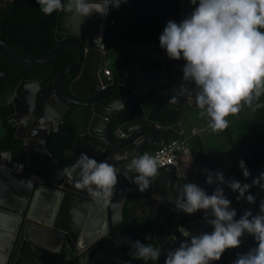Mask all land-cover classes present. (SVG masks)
I'll list each match as a JSON object with an SVG mask.
<instances>
[{
  "label": "water",
  "instance_id": "water-1",
  "mask_svg": "<svg viewBox=\"0 0 264 264\" xmlns=\"http://www.w3.org/2000/svg\"><path fill=\"white\" fill-rule=\"evenodd\" d=\"M4 1L3 8H7L16 0ZM181 2L180 18H165V26L169 20L179 24L196 7L191 0ZM132 3L123 0L119 7L110 6L106 16L94 13L83 23L80 16L59 11V43L40 57L20 56L0 37L1 55L28 67L49 61L67 43L78 49L76 62L46 86L25 79L0 98L1 106L13 109L8 120L16 126L15 136L22 143L19 154L12 148H0V264H122L123 245L133 240V217L137 215L147 214L156 222L159 264H164L167 250L178 247L190 235L213 230L203 210L192 215L174 210L183 183H196L209 195L219 184L206 183L204 169L217 171L214 153L206 148L205 141L186 148L177 165L158 168L145 192L132 183L136 174L127 173L126 165L134 156L149 153L152 146L181 139L186 134L183 120L198 109L194 91L189 94L181 90L185 84L183 59L169 60L166 55L159 66L130 64L117 82L103 73L109 24L124 5ZM75 70L79 74L66 90L64 78ZM4 75L0 69V78ZM185 87L194 90L195 85L188 83ZM67 114L77 137L65 155L76 162L87 154L97 161H107L116 170L117 184L107 197L78 189L77 174L69 177L48 149L49 137L63 131ZM227 198L237 211V219L245 210L258 212V200L255 205L240 207L231 193ZM126 212L130 216L129 230L125 229ZM241 239L239 247L226 250L213 264H232L238 253L257 246L247 233ZM67 240L70 246L65 245Z\"/></svg>",
  "mask_w": 264,
  "mask_h": 264
},
{
  "label": "clouds",
  "instance_id": "clouds-1",
  "mask_svg": "<svg viewBox=\"0 0 264 264\" xmlns=\"http://www.w3.org/2000/svg\"><path fill=\"white\" fill-rule=\"evenodd\" d=\"M15 2L10 6L16 5ZM122 2L36 0L46 16L63 11L80 16L82 23L94 13L106 16L110 6L119 7ZM191 3L198 6L179 24L174 20L167 22L159 36V46L169 60L186 62L182 67L183 81L193 83L195 88L188 89L182 84L181 90L189 94L194 91L199 115L207 117L208 127L213 132H221L228 127L227 117L238 115L242 107H250L254 112L264 108V101L260 99L264 95V0H191ZM184 136L182 138H187ZM238 164L245 178L252 175L245 160L241 159ZM159 166L160 161L155 156L144 153L134 156L126 169L127 173L136 174L132 176V183L145 192ZM204 171L208 185L219 182L213 193L209 195L196 183H183L174 210L189 215L203 210L204 219L213 230L190 235L178 247L167 250L164 264H213L221 260L226 250L239 247L245 233L254 237L257 246L247 253H238L232 264H264V199L260 200L256 214L245 210L237 219V211L230 207L232 201L220 187L226 184L233 193H238L237 201L246 200L255 205L258 193L252 194L250 189L257 187L264 191V172L255 176L251 183H241L235 178L226 179L220 171ZM64 172L69 177L76 173L75 186L93 195L102 193L107 197L117 184L115 168L87 154H82ZM184 235L189 236V233ZM152 239L150 233L145 234V241ZM131 248L134 249L131 255L138 260L147 262L161 257L159 249L140 240L131 242Z\"/></svg>",
  "mask_w": 264,
  "mask_h": 264
},
{
  "label": "trees",
  "instance_id": "trees-1",
  "mask_svg": "<svg viewBox=\"0 0 264 264\" xmlns=\"http://www.w3.org/2000/svg\"><path fill=\"white\" fill-rule=\"evenodd\" d=\"M123 9L125 12L130 13L131 17L121 23V25L117 22V24L109 26V36L106 41L107 58L112 55V49L117 41H122L128 46L134 45L136 41H142L161 49L159 46V36L164 29L161 21L167 17L179 19L183 5L181 0H133L131 5H126ZM58 12L46 16L41 11L40 5L36 3V0H24L14 7L12 12L5 18L3 16L0 17V21L2 20L0 37L20 56L35 58L46 55L59 43L56 39ZM111 36H113V40L110 38ZM121 52L124 58L117 62V72H121L129 64H136V60H139V58L135 59V61L130 60L128 55L129 48L127 46L122 47ZM77 56V47L73 43H67L49 61L28 67L7 60L0 53V69L5 71V75L0 78V98L8 91L17 87L25 79L38 80L43 86H46L63 69L73 65L77 60ZM150 63L152 66H159L161 64V62L155 59H151ZM78 74L79 70H75L65 76L64 87L66 90H68L69 84ZM260 99L264 101V95ZM246 107H242L238 115L229 116L228 119L233 124L237 123V141L239 144H233V148L237 151L234 156L237 157L235 171L237 173L238 170H241L238 162L241 159L245 160L252 175L248 178L242 176V183H251L255 176L260 172H264V129L262 128L264 124V108L255 112L251 108L252 114L246 115L244 112ZM12 110V107L0 105V120L6 130L5 135L0 137V148H12L15 154H19L22 150V143L15 136L16 126L12 125L8 120V116L12 113ZM76 137V129L70 120V115L67 114L63 131L52 134L48 139V149L64 168L76 163L65 155L66 149L73 146ZM157 148L156 146H152L150 149L154 151ZM259 191L260 189L257 187L250 189L252 194H257ZM237 195L238 193H233L237 205L241 207L250 205L246 200L237 201ZM127 218L129 217L127 216ZM133 225L134 237L132 242L140 240L160 250L159 244L154 237L152 218L149 215L134 216ZM125 229H131L130 218L129 224ZM149 233L153 236V239L145 241L144 236ZM133 251L134 249L131 248L130 243L129 248L123 252L122 264H159L160 259H149L147 262L135 259L131 255Z\"/></svg>",
  "mask_w": 264,
  "mask_h": 264
},
{
  "label": "crops",
  "instance_id": "crops-1",
  "mask_svg": "<svg viewBox=\"0 0 264 264\" xmlns=\"http://www.w3.org/2000/svg\"><path fill=\"white\" fill-rule=\"evenodd\" d=\"M4 0H0V5H3ZM126 6V5H124ZM124 6L121 9V12L119 13V15L121 13H128L124 11ZM129 14V18L131 17V14ZM118 15H116L115 17H113V20H115V23L117 24L118 20ZM128 18V19H129ZM127 19V20H128ZM126 21V20H125ZM124 22V21H123ZM122 22V23H123ZM119 25H121V23H119ZM119 28V27H118ZM118 43V42H116ZM124 43V42H123ZM138 43V41L135 42L134 45H136ZM129 46V57L131 61H135V59H137L138 57L140 58L139 61H136L137 65H151L150 60L151 59H155L158 60L159 62H163L165 57H166V52L163 49H158L157 47H155L154 45H148L145 43H141L140 46L136 49L133 50V47ZM121 46L122 44H120V56H114L113 54L107 58V53L108 50L105 46V50H103L105 53L104 59L102 61V70L104 68H110L108 67V64L111 63L113 65L116 66L117 61L120 60V58L123 60V56H122V52H121ZM125 47V46H124ZM114 48H115V44H114ZM136 52L137 55H133V53ZM122 56V57H121ZM130 65V64H129ZM128 66V65H127ZM126 66V67H127ZM126 67H124L121 72H115L113 69H111L112 71V75L109 76L111 78H114L115 81H120L119 78H122L125 72ZM104 73V72H103ZM246 115H251L252 111L250 107H246L244 110ZM228 119V117H227ZM185 123V135H187V139L189 141L190 145H196L198 144L200 141H205L206 143V148H211L212 152L214 153V157H215V162H214V167L216 171H220L223 172L225 174L226 179H230V178H236V165H237V157H234L237 153V151L234 149V153L233 156L230 155L226 150H225V146L221 143V136L225 135L228 140L230 141L231 145L233 146V144L238 145L239 142L237 141L238 138V133L236 130V124H233L232 122L229 121L228 119V127L221 131V132H213L209 127H208V119L207 117H201L199 115V109L197 110H192L191 114L185 118L184 120ZM0 130L2 132L3 135L0 134V137L4 136L6 133L5 128L2 125V122L0 120ZM150 152L149 154H151L153 151L149 148ZM180 160H182V157L180 158ZM241 183L243 182L242 178L239 180ZM220 187H222L224 189L225 195L226 197L228 196V192L231 193L233 195V192L230 188L227 187L226 184L220 185ZM228 192H227V190ZM234 198V196H233ZM261 199H264V191H260L258 192V211H259V202ZM235 201V199H234ZM130 217L128 212H126L125 214V221H126V225L125 227H127V225L129 224V218ZM81 217V213L79 211V218ZM127 218V220H126ZM156 224L155 220L152 218V226L154 227ZM1 237V236H0ZM131 243V242H130ZM129 242H126L125 245H123V250L128 249ZM222 264H229L228 262H222Z\"/></svg>",
  "mask_w": 264,
  "mask_h": 264
},
{
  "label": "built area",
  "instance_id": "built-area-1",
  "mask_svg": "<svg viewBox=\"0 0 264 264\" xmlns=\"http://www.w3.org/2000/svg\"><path fill=\"white\" fill-rule=\"evenodd\" d=\"M115 20H111V24H114ZM103 72L108 77L112 75L110 68H104ZM189 146V141L187 138H181L177 140H171L168 143L162 144L156 150H154L151 155L155 156L160 161V166L168 167L170 165H176L179 163L181 153L186 150ZM66 246H70V241H65Z\"/></svg>",
  "mask_w": 264,
  "mask_h": 264
},
{
  "label": "rangeland",
  "instance_id": "rangeland-1",
  "mask_svg": "<svg viewBox=\"0 0 264 264\" xmlns=\"http://www.w3.org/2000/svg\"><path fill=\"white\" fill-rule=\"evenodd\" d=\"M196 6H198V5H196ZM128 18H129V14H128V13H121L120 15H118L117 20H118V23H122L123 21L127 20ZM161 24H162V26L165 27V25H164V20L161 21ZM110 38L113 40V36H111ZM117 42H118V43H115V48L112 49V54H113L114 56H120V55H121V53H120V51H119V50H120V44H122L121 48L124 47V46L129 47L128 45H126V44L123 43L122 41H117ZM141 43H144V42H142V41H138V43H137L136 45L133 46V47H135V48H133V50L136 49V48H138V47L140 46ZM145 44H146V43H145ZM129 48H130V47H129ZM118 49H119V50H118ZM133 55H137L136 52H134ZM121 57H122V56H121ZM138 58H139V57H138ZM120 59H121V58H120ZM139 60H140V58H139ZM139 60H136V61H139ZM118 61H119V60H118ZM118 61H117V62H118ZM108 67H111V69H113L115 72H117V71H116V66H115V65L109 63V64H108ZM262 128L264 129V124L262 125ZM0 134L3 135L2 132H1V130H0ZM220 139H221V143L225 146V150H226L230 155L233 156L234 149H233V146L231 145L230 141L228 140V138H227L225 135H222ZM242 176H243L242 171H241V170H238L235 179H236V180H240V179L242 178ZM260 191H261V190H260ZM260 191H259V192H260Z\"/></svg>",
  "mask_w": 264,
  "mask_h": 264
},
{
  "label": "flooded vegetation",
  "instance_id": "flooded-vegetation-1",
  "mask_svg": "<svg viewBox=\"0 0 264 264\" xmlns=\"http://www.w3.org/2000/svg\"><path fill=\"white\" fill-rule=\"evenodd\" d=\"M12 7V6H10ZM11 8L7 7V8H3V6L0 7V17L3 16V18H5L9 13L8 10H10ZM12 12V11H11ZM2 19V18H1Z\"/></svg>",
  "mask_w": 264,
  "mask_h": 264
}]
</instances>
